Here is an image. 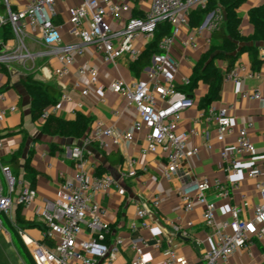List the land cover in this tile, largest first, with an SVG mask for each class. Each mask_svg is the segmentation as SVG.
Returning a JSON list of instances; mask_svg holds the SVG:
<instances>
[{"label": "built area", "instance_id": "2783aa9c", "mask_svg": "<svg viewBox=\"0 0 264 264\" xmlns=\"http://www.w3.org/2000/svg\"><path fill=\"white\" fill-rule=\"evenodd\" d=\"M1 3L3 11L0 10V29L9 23L16 42L9 49L3 44L0 66L10 60L25 62L33 58L26 39L36 37L55 56L57 65L54 74L58 78L71 73L75 56L83 55L88 46H93L105 62H117L126 58L129 64L133 63L141 55L136 46L137 41L143 39L146 45L151 43L161 22L167 21L173 26L172 34L160 43V51L153 54L151 64L144 70V77L131 83L117 80L109 86L111 91L125 98L127 106L137 109L139 118L131 129L114 131L103 120H95L89 134L83 137V144L69 148L76 165L75 175L62 181L54 197L42 199L37 211L41 239L20 229V235L37 264L115 263L122 251L124 239L112 236L111 225L105 219V209L94 199V195L98 192L108 194L113 189L124 195L126 189L110 173H91L86 168L85 149L94 142L104 150L113 147L121 149L133 144L136 133L144 130L145 146L141 148V153L155 154L159 150L165 153L167 160L163 178L168 181L182 179L178 195L184 210L192 211L197 201L204 205L203 219L212 228L215 239L213 247L203 253L204 264H225L239 249L251 252L255 239L264 237V182L257 185L261 200L254 204L251 216H248L244 203L234 204L230 218L223 222L217 220V202L209 200L208 193L214 190L217 198H233V190L239 187V183L230 182L231 177L238 174L244 168L245 160L256 152L249 134L254 126L253 122L235 128L232 106L223 107L217 113L218 141L226 143L229 136L235 135L231 146H226L221 151L227 183L196 175L191 159L199 154V148L190 147L189 138L198 133L195 130L187 132L180 129L183 112L193 107L196 101L178 88L181 60L173 54L175 40L182 33L183 27H187L190 32L184 40L185 45L198 48L197 38L204 31L210 33L207 43L211 44L212 32L225 20V10L222 7L207 13L200 26L191 27L190 13L195 9H207L209 0H151L150 8L144 16H132L123 27L113 29L109 19L121 18L124 11L130 10L129 3L83 0L81 4L69 8V21L77 40L65 43L61 28L54 21L57 0H1ZM78 73L88 75L92 84L104 90L94 67H80ZM258 75V71L244 64H236L231 71L225 73L224 81L240 83L246 76ZM190 83L191 79L186 77L182 85ZM75 87L79 88L80 83H75ZM88 93V88L82 90L83 95ZM242 97L261 99L262 95L259 91L245 90ZM6 100V93L0 91V102ZM60 100L71 101L72 97L63 94ZM101 101L105 102V99ZM57 105L52 108L57 110ZM17 110V105L0 107V129L7 115ZM50 113L49 109L45 110L42 119L45 120ZM115 113L118 114L119 111ZM130 162L131 167L124 176L142 178L148 172L147 166L136 168V158L133 157ZM2 172L6 185L0 175V216L11 214L15 203L29 208L38 198L37 189L26 180L14 176L8 165L2 166ZM249 176L255 178L257 172L251 170ZM161 200V194L156 192L152 203L160 206ZM147 215L146 207L140 206L137 216L144 228L149 227ZM138 224L134 220L131 227L135 229ZM148 247L146 239L132 240L131 248L135 255L130 264H152V254L146 250ZM162 252L164 264H187L185 258L171 245L164 247Z\"/></svg>", "mask_w": 264, "mask_h": 264}, {"label": "crops", "instance_id": "0c3cea01", "mask_svg": "<svg viewBox=\"0 0 264 264\" xmlns=\"http://www.w3.org/2000/svg\"><path fill=\"white\" fill-rule=\"evenodd\" d=\"M82 1L59 0L55 5L54 21L60 26L66 42L77 40L76 35L72 32L73 26L69 21V8L81 4ZM116 1L129 3L131 8L129 11H124L118 20L109 19L113 29L123 27L132 16H144L151 5V0ZM253 1L255 4L245 8V12H241L243 4L239 9L242 18L240 29L242 35L246 37L255 32L250 21L249 11L264 6V0ZM186 34L187 29H184L177 36L172 49L175 57L182 61V67L178 74L180 86H183L184 78H191L194 64L210 47V44L207 43L210 33L204 31L198 36L199 47L195 49L185 45ZM15 42L14 38L5 39L3 28L0 29V50L3 49V44L9 49L15 45ZM26 42L33 58L25 62L10 60L0 66V91H4L7 96L6 102H0V107L18 106L16 112L7 115L0 129L2 143L0 147V175L6 185L2 166L8 165L14 176L29 182L25 173V164L31 156L32 166L39 173L35 183L38 198L29 208H23L21 212L26 220L37 224H25V230L32 237L41 239L40 219L37 216V211L43 198L54 197L62 181L75 175L76 165L69 148L82 145L83 137L49 135L42 131L44 120L35 121L32 117V95L27 86L29 75H33L37 81L55 85L62 95L68 94L72 97L71 101L60 100L57 110L49 108L52 113L65 119H74L78 112H82L90 118L92 123L100 119L111 126L114 131H125L131 129L135 120L139 118V113L135 107L127 106L125 98L121 94L111 91L109 86L117 80L131 83L139 77H144V70L148 66L140 74H136L130 69L129 61L126 58L117 62H105L93 46H88L83 55L75 56L71 73L58 78L54 74L57 60L50 53L51 49L43 45L36 37H28ZM255 44L258 46L262 58L264 42H255ZM136 46L141 55H144L149 47L143 39L137 41ZM262 59L264 60V58ZM216 63L222 70L227 67V62L224 60L218 59ZM236 64H244L254 70L252 55L249 51L244 52ZM80 67H94L98 71L99 82L105 87L104 90H100L98 85L92 84L88 75H80L78 73ZM254 71H258L260 75L246 76L240 83L224 81L221 98L212 102L209 109L202 108V98L207 95L209 89L206 84L201 82L192 93L186 92L187 89L184 90L195 99L196 104L183 112L180 129L187 132L195 130L198 133L189 138V146L199 148V154L191 159V165L198 177H208L211 181L219 179L222 182H228L221 151L226 146H231L235 141V135L229 136L226 143L218 141L216 116L221 108L233 107L231 114L235 128L249 122L254 124L249 130V134L256 147V152L245 160L244 168L231 177L230 182L239 183V187L233 190V198H217L214 190H210L208 193V199L217 202V220L219 222L230 218L234 204L244 203L248 216H251L254 204L261 200V193L257 185L259 182H264V65L260 70ZM77 82L80 83L79 88L75 87ZM84 88L89 89L87 95L82 94ZM245 90L259 91L262 98L245 99L242 97V92ZM101 99H105V102H102ZM115 111H119V113L117 114ZM145 132V130L137 132L135 142L129 146H123L121 149L113 147L110 150H104L95 142L86 146L85 149L86 168L91 173L96 174L98 169L103 174L110 173L126 189L124 195H120L116 189L111 190L108 194L98 192L94 195V199L105 209V219L111 225L112 236L124 239L122 251L114 264H130L135 255L131 248V242L140 239H146L149 243L146 250L152 254V264H164L162 250L168 245L176 248L179 255L185 258L187 264H204V251L215 244L212 228L208 227L203 219L204 205L197 201L192 211L184 210L178 195L182 179L175 178L168 181L163 178L167 160L165 153L162 150L155 154L144 155L141 153V148L145 146ZM31 151L33 152L30 155ZM14 156L19 157V163L10 166V160ZM133 157L138 161L135 165L136 168L148 167V172L142 178L124 176V173L131 167L130 160ZM251 170L257 172L255 178L249 176ZM156 192L161 194L160 206H155L152 203ZM142 205L148 210V228L141 225V220L137 216L138 208ZM18 208L19 205L15 203L11 214L7 215L14 223H16ZM134 220L139 222L135 229L131 227V222ZM0 235L13 245L11 250L13 261L17 264H27L15 246L1 217ZM0 264H2L1 255ZM225 264H264V237L255 239L251 252L239 249Z\"/></svg>", "mask_w": 264, "mask_h": 264}, {"label": "trees", "instance_id": "16d2710c", "mask_svg": "<svg viewBox=\"0 0 264 264\" xmlns=\"http://www.w3.org/2000/svg\"><path fill=\"white\" fill-rule=\"evenodd\" d=\"M246 0H209L207 9H195L190 13L191 27L200 26L207 13L222 6L225 10L224 22L216 28L211 34V44L209 49L201 56L193 66L191 75V83L186 86H178L182 91L192 93L195 88L202 82L208 86V93L202 98V108L209 109L210 104L221 98L222 85L225 73L231 71L237 62H239L242 54L249 51L252 55V68L260 70L264 65V60L260 56L258 46L255 42H264V6L253 8L249 11L250 21L255 28V32L251 36L242 35L240 26L242 18L239 9ZM0 10L3 11V5L0 4ZM5 39L14 38L11 25L8 23L3 27ZM173 32V26L165 21L158 24L154 40L149 43V47L144 55L133 63H130V69L140 74L147 66L151 64L154 53L159 52V46L162 40L170 36ZM218 59L227 62L225 70L220 68L216 61ZM28 89L32 95L31 112L35 121L42 119L45 110L57 105L60 102L61 91L53 84H47L37 81L33 75H29L27 80ZM92 122L88 116L82 112H78L74 119H65L54 113H50L42 124V131L49 135H61L66 137H85L91 130ZM33 151L30 152V155ZM19 157L14 156L10 160V166L17 165ZM25 173L30 185L35 187L38 172L31 163V156L25 164ZM101 170L96 171V175H102ZM24 207L19 205L16 213V223L10 220L7 215L2 214L1 220L4 226L10 232L13 242L27 264H37L25 245L20 229H25L26 225L36 224L28 221L22 214ZM37 225V224H36ZM40 226V224H39Z\"/></svg>", "mask_w": 264, "mask_h": 264}, {"label": "rangeland", "instance_id": "374dc122", "mask_svg": "<svg viewBox=\"0 0 264 264\" xmlns=\"http://www.w3.org/2000/svg\"><path fill=\"white\" fill-rule=\"evenodd\" d=\"M57 2H59V0H57ZM255 2L253 0H247L243 3V9L241 10V12H245V8L251 7L252 5H254ZM69 14V12H68ZM187 29V34L190 32V29L187 27H183L182 30ZM63 35V33H62ZM63 40H64V36H63ZM65 43H68L64 40ZM260 42V41H259ZM180 60V58H178ZM181 67H182V61H181ZM178 82V79H177ZM13 249V245L10 242H7L6 239H4V237H2L0 235V255H1V259H2V264H17L15 261H13L12 255H11V250ZM4 262V263H3Z\"/></svg>", "mask_w": 264, "mask_h": 264}, {"label": "water", "instance_id": "95a60500", "mask_svg": "<svg viewBox=\"0 0 264 264\" xmlns=\"http://www.w3.org/2000/svg\"><path fill=\"white\" fill-rule=\"evenodd\" d=\"M262 58H264V55H262Z\"/></svg>", "mask_w": 264, "mask_h": 264}]
</instances>
